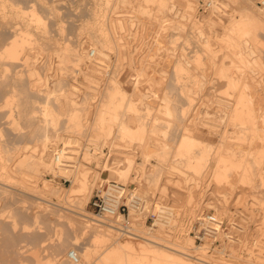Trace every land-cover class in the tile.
<instances>
[{"label": "rangeland", "instance_id": "1", "mask_svg": "<svg viewBox=\"0 0 264 264\" xmlns=\"http://www.w3.org/2000/svg\"><path fill=\"white\" fill-rule=\"evenodd\" d=\"M17 1H18L17 3L19 4V7L21 4L22 8H24L23 12L25 11V8L29 9L30 7H31L30 11L28 10V12H31L33 10L34 6H36L35 8L39 11V13L37 10H35V9L34 10H35V12L38 13V15L43 14V15H41L42 17L40 16L43 19V22L41 21L42 23H35V22H40V21H35L33 19L31 21L32 17L30 15V13H28V12H27V14H26V12L24 14L30 15V16L23 15L25 17H23V16L21 17L22 14L18 15L17 8H19V7L17 4H16L17 6L16 5L13 6V9H16L15 11L13 9H11L12 7H10V8L6 7V9H4V10H3V8H0V12H3V13H0V26L3 29L2 30L0 27V30H2V32L0 31V33H1L0 34V40H2V41H0V47L4 48V46L6 44L5 41L7 40V37L10 36L9 39L11 40V38H13V36L17 33V31H19V33H20V31L25 32V30H26L28 32H25V33H28V35L31 33L30 38H33V43H29L31 46H29V44L27 43L29 46V48H28L27 44L25 43L26 48L24 46L23 47L24 49L22 48L23 50L20 51V55L18 54L19 58H17V59L18 60L20 59L22 62L21 61L19 62L17 59L14 60V58L12 59L9 57L0 58V61L2 62V63L0 62V65H1L0 66V73L3 76V77L0 76V81L3 78V80L0 82V86H2V87H0L1 88L0 89V105L2 104L1 105L2 107L0 108V113H3L0 115V146H2V147L8 146V148L11 149V151H10V149L7 148L10 151V153L14 149L13 150L14 152H12L10 154V155H12V160L7 162L8 164L11 165V166H7V168L10 170H0V175H1V171L4 173L3 176H0V182L10 183L15 188V189L12 188L11 191L9 190L10 192H6V188H7L6 185H4L3 183H0V264H36V259H41V262L43 261L42 263L46 262L44 264H72L71 260L68 258V256L73 250H75L77 252V254L80 253L82 256V253L84 254V251L87 249L88 245H91V243L95 244L92 240V236L90 235V233L89 232L87 233L85 231L86 229L81 230L83 228H81L80 225L84 224L83 222H82L83 224L81 223V220L86 219V217L83 218L82 216H85V215H82L79 213L80 212H83L84 214L86 213V215H88L87 218L89 217V215L91 217L94 216L97 219L99 218L96 215V208L93 205L92 201H94V196L96 194V190L98 188H103L106 185V182H104L105 184L103 183L102 185H98V184L94 185L91 192L88 190L86 193L89 192V199L86 201V203L84 205L82 204L83 205V209H82V207H81L82 205H79L77 202L80 199L81 194L83 193V192H80V190H79V187L81 186V180L86 177L87 173H89L92 177V175L96 174V172H99L101 174V176L103 177V179L104 178L108 179L109 175L107 173L108 171L106 170V169H108V167L106 166V169L104 171V170H102L105 167L104 165L109 164L110 166H115L117 164V163H115V160H125L124 157H121V156L116 154V152H118V150L134 152L137 150L136 148L138 147V149L141 150L140 151L141 153L143 151V149L141 147L142 145L138 146L139 144H141V143H139L141 140L139 141L140 138H138V137H137L138 138L137 140L136 139L133 140V143L131 145L129 144L131 142L127 141V145H122L121 147H117L116 144H117V142H119V138H120V135L118 132V130H119L118 124H120L119 122H117V124L115 122V124L112 126V132H111L112 134L111 133H109V134H103L102 133L103 135L99 136L100 132L93 128L94 124L92 122V118L94 117V115H96L94 113H95V111H97L96 110L98 107L97 104H100L98 102L99 101L101 102V100L103 98L104 99L106 98V96H105L106 92H107L106 90L108 89V86L111 83L110 79H112V77H115V75L117 73V75H116L117 79H119V82L121 81L123 83V88H125V89H123V90H125L124 93L125 94L128 93L127 95H129V96H126V98L128 97L130 99L131 96H133L132 99L134 100V103L137 100L139 101L137 104H134V107L137 108L136 109L137 112L134 108H133L134 110L130 111L128 106L124 105L120 109V112L122 114L121 119L126 120L128 123V126L131 127L132 129H137L139 126H140L139 128H141L142 123H144L147 125L148 131H150V128H151V130H153L154 124H155L154 121L156 120L155 117H153V116H155L157 114V110H159L157 108H158V106H160L161 102L163 101L162 98L165 95V91L170 90L169 91L170 94L173 91L171 88H172V79H173V75H174V70H173L174 69L173 68L174 67V58L182 57V58L186 59L188 56L189 57L193 56L192 58H195L196 56H200V58L202 57L201 59H203L205 57L204 60H202V62L203 61L205 62V66L207 69H204V70L207 71V74H210V73L215 74L214 72L216 70H213L215 67H213V65H211V67H209L210 64H214V62L212 61V58H214L215 56L214 57L211 56V60H210V55H212V54H210V55L208 54L209 57H207L208 55L205 53L207 51L206 48H204L201 45L204 48L202 50L201 49L202 47H200L197 43V42H199V38H198L199 32H195V31H199V29H200V28L198 29V27H200V26H198L197 24L200 25L201 23H203L201 25V28L204 26L203 27L204 30H205V28H207L206 29L207 32L209 30L208 33L206 32V30H205V32L210 35L211 40L216 41V39H218V42H217L218 44L217 43L214 44V42L211 41V43L213 42L212 45L214 44V46H213L214 50L217 48L216 53H215V51H214V53L217 54L219 51L221 52L222 49L225 52L226 47H224V48H221L222 46L219 47L222 43V40L219 39L220 38L219 36L222 33L221 27H223V25L220 21L224 22L223 19H221V18H224L223 17L224 15L228 14L227 16H229V14H232L234 8H236L238 10H239V8H242L241 5L242 4L246 5V4H244V3H246V0H237L238 3L241 2L242 4L241 3L238 4L236 1H233V0H230V1L229 0H227V1L226 0H219L220 1V3H219L220 12L223 13V16L221 13H219L221 15V17H219L218 14H213L214 16L212 15V17H210V18L207 16L203 17V15H201L202 11L205 10L206 7H210L209 6L210 4H206V3H208L209 0H188V1L182 0L183 1L182 5H180L181 4L180 0H171V2H169L170 4L167 2L169 5V6H167L168 9L165 8L168 11L165 10L163 7H161V5H160L161 2L159 0H156V1L149 0L150 2L148 0H147L148 2H146V0H136V1L135 0H131V1L126 0L125 2H128L129 4H127L125 2L123 3V0L122 1L121 0H112V2L108 0L111 3L107 2V0H36V3H35V0H31V1L25 0L26 2L24 0H20V1L17 0ZM104 1H106V2H104ZM143 1H145V2H143ZM158 1L160 2V4ZM166 1H170V0H166ZM221 1L222 2L226 1V2L222 3ZM9 2H10V0H9ZM11 2H12V0H11ZM13 2H15V0H13ZM27 2H29V4L26 6ZM136 2H137V4H136ZM174 2H175V4H174ZM24 3H25V5H24ZM33 3H34V6H32ZM43 3H45V4H43ZM157 3H158V5H157ZM178 3H180V4H178ZM49 4H50V6H49ZM145 4H146V6H145ZM231 4H233V6ZM108 5H110V7ZM120 5H122V6H120ZM130 5H131V7H130ZM174 5H175V7L173 8ZM247 5H249V4L247 3ZM258 5H259V3H258ZM15 6H16V8H15ZM114 6H116L118 9L116 7L114 8ZM125 6H128V7H125ZM230 6H232V8ZM123 7L125 9H123ZM135 7H139V8H135ZM146 7H149V9L147 8L146 10H144V8H146ZM20 8H19V10H20ZM22 8H21V10H22ZM38 8L42 9V10H39ZM112 8H113V10L116 9V10H114L115 12L112 11ZM185 9H187V10H185ZM223 9H224V12H222ZM110 10H111V12H110ZM159 10L162 12H160ZM9 11H11V13ZM42 11H43V13H40ZM107 11H108V14H107ZM120 11L122 13L124 12L125 15L120 13ZM146 11L149 14H150V12H152L153 15L152 14H150V16L147 15ZM237 11H234V12H237ZM14 12H17V14H15ZM100 12H101V14H100ZM112 12H114V13H112ZM130 12H134V14L131 13V14H133V15H131V14H129ZM163 12H166V14L164 15ZM8 13H10V14H8ZM19 13H20V11H19ZM111 13L113 15H111ZM116 13L122 14L124 16L123 17L124 19H126V15L128 16L127 19L124 20L125 25L127 24L128 26L126 25L127 27L125 26L124 29L122 28L123 30L119 29V28L118 29L120 31L118 29L117 30L120 32V34L123 35V38H121L120 40L123 39L122 40L123 43H125L126 46L129 47V49H128L129 52L130 53L133 52V54H129L128 56L129 57L131 55L135 56V58L132 56L130 57V60L131 59L133 60L132 61L133 66L131 65V61L129 62V58H128V61H124V62L122 59L119 61L117 60L118 62L115 61L116 58L114 59V57H117V52H114V51H116L114 49H113V51H112V49L109 50V52H108L109 56L107 57V61L106 60H104V61L100 60L96 56V54L94 56H91L92 58L88 57V58H90V60L87 58L88 55L86 56V54H87L86 49L90 48L88 50H92V48L94 46V45L92 47L90 46L91 41H89V39L92 40L93 42H95L96 36H94V35H95V33L98 32L95 30H94L95 31L94 32L92 27H89V26L97 25L99 27H103V26L106 27V25H107V27H108L109 22L112 20L111 18L112 17L114 18L117 15ZM142 14H144V15H142ZM3 15L7 20H5ZM17 16H20V17H17ZM215 16H216V18H214ZM143 17H145V18H143ZM165 17L166 18L168 17V18L166 19ZM200 17L202 18L201 23L199 22V21H201ZM1 18H3V19H1ZM17 18H18V20H17ZM41 18H40V20H42ZM171 18H174V19H171ZM206 18L210 19L209 23L207 22L208 20ZM213 18H214V20H213ZM217 18L221 19L218 23L216 22V21H218ZM20 19L22 20L21 23H20V21H21ZM149 19H151V20H149ZM162 19H164V20H162ZM197 20H199L198 23L196 22ZM6 21H8V22H6ZM9 21H10V23H9ZM128 21H131L133 23L128 22ZM134 21H136V22H134ZM144 21H146V23ZM194 21L196 22L197 30L195 29V26H192L195 23ZM1 22H2V24H1ZM3 22L4 23L6 22L8 25L5 23V26H4ZM106 22H108V23H106ZM171 22H172V24H170ZM213 22L215 23V25L213 24ZM89 23H90V25H89ZM97 23L98 24L101 23L102 26L98 25ZM104 23L106 25H104ZM219 23H221V24H219ZM175 24L177 26H179V25L180 26L177 27ZM182 24L184 27H187V28L185 29L182 26ZM9 25H10V27H9ZM38 25L41 28H38ZM143 25H145V27ZM167 25L170 27H168ZM174 25H175V27H174ZM132 26H134L133 29L131 28ZM211 26H215V28H217V29L220 27V29L217 30ZM6 27H8V28H6ZM19 27H20V30H19ZM25 27L26 28L28 27V28L26 29ZM159 27H161V28H159ZM167 27L169 28V30ZM192 27L194 30L192 29ZM22 28H23V30H21ZM47 28H49V29H47ZM177 28H179V29L181 28L180 29L181 31L180 30L178 31ZM7 29L10 31H8ZM39 29H41V30H39ZM42 29H44V30L42 31ZM184 29H185V31H184ZM11 30L15 31V33ZM91 30H92V32H91ZM135 30H137L138 33H140V35L139 34L137 35ZM29 31H30V33H29ZM191 31L194 33H192ZM216 31H219V32L221 31V32L219 33ZM12 33H14V34H12ZM19 33L16 35L19 36V38H20L21 35ZM42 33H44V34H42ZM211 33H212V35H211ZM215 33H217V35ZM89 34H90V36H89ZM97 34H99V33H97ZM193 34H194V36H196V35L198 36L197 37L198 41L195 40L196 37L193 38L194 37ZM117 35H118V33H117ZM186 35H187V37H186ZM214 35L216 36V38ZM48 36H49V38H48ZM91 36H93V38H95V39H92ZM180 36H181V38H180ZM42 37H43V39H42ZM37 38H38V40H36ZM125 38H126V40H125ZM140 38H141V40H140ZM186 39L188 42L186 41ZM192 39H193V41H192ZM261 39L262 40H261V43L259 44L258 48H260V46H261L260 49L262 50L264 48V45H263L264 36L263 35L261 36ZM60 40L62 43L60 42ZM84 40L87 42H85ZM190 41H191V44H190ZM202 41H203V39H202ZM200 42H201V39H200ZM2 43H3V45H1ZM35 43H36V45H35ZM201 43L204 45L203 42H201ZM41 44L43 46H41ZM61 44L63 47L61 46ZM83 45H85V46H83ZM34 46H35V48H34ZM67 46H69L68 49L69 48L71 49L70 52L68 51L69 53L67 51H65V48L67 49ZM82 46H83V48H82ZM213 47H211V48H213ZM218 47L220 48V50ZM132 49H133V51H132ZM181 49H184V50H181ZM200 49L202 50V53H201ZM260 49H259V51H260ZM204 50H206V51H204ZM59 51L60 52L64 51L65 53L67 52V55L65 54V56H64L63 55L64 52L63 53L61 52L59 54ZM151 51H153V52H151ZM196 51H197V53H194ZM223 51H222V54L219 52V54L217 55V57L215 59L217 65H220L221 59L223 60L224 56H226V54H224ZM263 51H264V49H263ZM263 51H261L260 53L263 55V57L261 56V58H262V62L264 63V60H263L264 52ZM77 52L78 53L80 52L81 55L82 54L84 55V57H83L84 60L83 59H80V60L77 59L80 55ZM110 52H111V54H110ZM185 52H187L188 54L187 53L185 54ZM198 52H199V54H198ZM115 53H116V55H115ZM27 54L32 55V56L30 55V58H29L30 61L28 60V62H26V60L29 57ZM77 54H78V56H77ZM184 54H185V56H184ZM194 54H198V55H194ZM222 55H224V56H222ZM59 56H60V58H58ZM85 57L87 58L86 60H85ZM25 58H27V59L25 60ZM45 58H46V61H45ZM125 58L126 57H124L123 59H125ZM192 58H190V59H192ZM66 59H67V61H66ZM2 60L4 62H6L5 63L6 65H4ZM96 60L98 62H100L101 65ZM206 60H208V62H211V63H208ZM230 60L231 59L228 60V58H227V60L224 59V61L226 63H228ZM59 61L61 62V64ZM95 61L97 62V63H95V65H96L95 67H97V69H92V67L89 66V64L92 65V63ZM105 61L109 62V63H106ZM7 62H8V64H7ZM11 62H14V63H11ZM125 62H127L128 64L126 63V65H124ZM204 62H203V65H204ZM103 63H105V65H102ZM117 63H119V64L122 63L126 69L124 67H121L122 64L119 66V64H117ZM31 64H34L35 66L37 65L36 68L39 69V70H37L38 76H36V77H35V75H37V74L31 75V73H30L29 68H30ZM128 65L132 66V68H129L130 66L128 67ZM100 66H102V67H100ZM205 66L203 68H205ZM98 67H99V69H98ZM212 67H213V69H212ZM262 67H264V64ZM262 67H260V68L262 69ZM209 68H211V69L209 70ZM128 69L130 71H128ZM250 69H252V70H250ZM6 70H8V71H6ZM132 70H134V71H132ZM248 70L250 72L254 71V70L255 71L250 73ZM248 70H247V73L249 72V74H252V73L255 74V72L258 71V73L256 72L257 74H255L256 75L255 77H257V78H255L254 80L256 83L259 82L260 84L251 87L249 90L251 91L252 96L255 95L258 97L257 98V97L253 96V98H256V101L258 100L256 102L254 99V104L257 107V109L259 110L257 112L260 113L259 115L262 117L264 115V101H263L264 100V90H263L264 89V83H261V82H264V79H263L264 78V70L262 69V71H261L260 69H257V68L254 70H253V68H249ZM127 71H128V73H127ZM233 71H236V73H238L239 70L237 68H235V70L233 69ZM6 72H8V73L6 74ZM259 72H260V74H259ZM21 73H23V74L21 75ZM24 73H25V75H24ZM109 73H110V75H109ZM128 74H130V75H128ZM126 75H127V77H126ZM131 75H132V78H131ZM15 76H17V77H15ZM23 76H26V78ZM88 76H89V78H88ZM118 76H119V78H118ZM17 78L19 79V82H22V81L25 82L26 87L29 85L31 86V87L30 86L27 87V89L29 88L28 89L29 95L26 92L27 96H29V97L32 96L35 99L34 100L31 97L30 98L31 103L34 104V102L37 101L33 105V108L35 107L34 109L35 110L37 109V111H38L37 112L38 115L36 116L34 122H30L28 119H24L26 117L24 115H21L18 111L19 109H18L17 105H19V103L20 104L22 103L21 97L19 96V95H21L22 91H20L21 89L18 91L19 88L17 86H19L18 85L19 83H18ZM21 78H23V79L21 80ZM4 79L8 80V82L5 81ZM159 80H162V81H159ZM164 80H165V82L163 83ZM3 81H5V82H3ZM218 81L219 80L217 79L216 82L220 84V82H218ZM15 82L17 83V85L14 84ZM35 82H37L38 85ZM124 82H125V84H124ZM7 83H9V84H7ZM28 83H29V85H28ZM133 84L135 86H133ZM120 85L122 87L121 83H120ZM168 85H169V87H168ZM15 86L17 88H15ZM9 87H10V89H9ZM13 87L16 91V94L14 92V89H12L13 91L11 90V88H13ZM149 87H150V90H149ZM166 87H168L169 89ZM146 88H147V91H146ZM253 88H254V90H253ZM153 89H154V91H153ZM163 89H165V90H163ZM166 89H168V90H166ZM211 90H214L210 94L211 99L208 97L209 93H207L208 95L206 94L207 95V98H206L205 97L206 95L204 93L202 94V92H200L201 94H199L198 97L200 98V96L203 95L204 97L202 96V98H204V100L202 99L200 102L199 98L196 97V99L198 98L197 99L198 102L205 105V107H203L205 110H206V108H209L208 106H210L209 109H212V106H214V108H216V106L218 105L216 100L219 97H221V100H224L225 102L226 101L227 102L233 101V98H236V97H234L235 94L232 92L233 90H231V89H228L229 90L228 92H230V95H232V96H230L229 93H228V95L226 94V92H227L226 87L218 89L217 91H215L216 89H211ZM219 90H220V92H219ZM252 90H253V92L254 91H256V92H254L252 94ZM8 91H10V93L12 91L11 94H13V96L15 94V96H14L15 101L13 103L12 102L13 98H12V101L10 104H12V107H15L16 109H13L10 104H9L10 107H8L9 105L7 104V99L13 97L10 93H7ZM151 91H153V92H151ZM224 91H225V93H224ZM19 92H21V93H19ZM131 93H132V95H131ZM142 93L144 94V97H145L144 101L147 105L143 104V101L141 100V99H143ZM24 94L22 93L21 96H24ZM5 95H7V96H5ZM103 95H104V97H103ZM56 97L59 98L60 100L62 99V101L64 100V98H67V97H69V99L72 98L71 100L74 99V100L78 101L77 103H75V102H72L70 100L68 101V98H67L68 103L70 102L71 105L73 103H74V105L80 103L78 105H75L76 109L77 108L78 109L83 108L82 109L83 112L79 111L80 109L78 110L80 113H84L82 115H86L87 112H90L87 114V115H89V117L87 115L84 116V118L86 120L83 119L85 121H82V123H80L81 124L80 127H78V128H77V126L75 127L73 125H72L73 127L69 126L67 121H66V114H67L68 110L66 112H63V110L69 108L71 105H67V107L63 106L64 108L62 107L63 108L62 109L61 107H59L60 106L59 104L57 105L56 103H54V100H55V102L57 101ZM260 97H262V99H260ZM208 98L210 100L213 99L212 102L210 100H209V102H207L208 100L206 101V99H208ZM17 99H18V101H16ZM32 99L34 100V102H32ZM67 101H66V104H67ZM260 101H261V104L259 103ZM203 102H205L207 105L209 103L210 104L207 106ZM212 103H214V104H212ZM15 104H16V106H14ZM47 104L53 106L55 111L59 112V114H60L59 115V121L55 125L44 122L45 121L44 120L45 115L43 113L42 108L44 105H47ZM204 105H202V106H204ZM3 106L8 107V108H4ZM147 106L152 107V108L150 107V109H149L150 111L153 110L152 111L153 113L149 111V113H151V115L146 114V112L148 113V111H147V109L145 110L144 108H146ZM75 107L73 106L72 108L75 109ZM259 107H261V108L259 109ZM31 109H32V106H31ZM14 111H16V112H14ZM6 112H8V114ZM13 112H14V114H13ZM5 113L7 116L4 115ZM10 113H12V114H10ZM158 113L159 114H157V116L158 115L161 116L162 112L158 111ZM221 113L224 114L225 112H221ZM19 114L21 116H19ZM2 115H3V117H2L3 119L1 118ZM11 115H13L12 118L14 117L13 118L14 120H12L10 117H8ZM148 115H149V117H148ZM5 116H6V118H4ZM16 116L19 118H17ZM144 116H146V117L144 118ZM7 117L9 118L8 119L9 122H8V120H6ZM162 117H163V115H162ZM261 117H259V121L262 119ZM153 118H154V120H152ZM15 119L18 120L17 122H18V125H20L19 127L16 124L17 122H15L16 121ZM40 119H42L43 122ZM141 119H143L144 121L142 120L140 122ZM19 121L21 123H19ZM222 121H224V124L222 123L224 125L223 128H226L229 124L227 122H225V120H222ZM40 122L44 123V125H42V123L40 124ZM157 122H159V120H157L156 123ZM262 122H263L262 120L259 122V124H260L259 127L261 126V124H263L262 127H264V123H262ZM10 123H12V124H10ZM13 124H14L15 128H13L14 126L12 127ZM39 124H40L41 128L38 127ZM113 127H115V128H113ZM262 127H260L261 129L260 128L257 129V132H258V130H262ZM38 128H40V129H38ZM232 128L233 127L232 126L230 127V125H229V127H227L226 130L228 132L227 131L225 132L226 134L228 133L227 136L225 135V133H221L222 134L221 135L219 133H216V131H214V135H211V134L209 135L208 132L205 133L206 131H204V132L198 134L197 136L200 138V140L202 138L203 142L205 141L208 143V141H209V143H208L209 146L211 145V143H214L211 145L213 147L214 146L216 147L217 145H219V143H221V140H224L226 138L224 141H226L227 143L231 144L233 142V144H231V146L233 148H236L239 150L240 149L244 150L245 146H247L246 147L247 151L251 147L248 142L251 141V144H253V146L254 145L257 146V147L254 146V149L256 148L255 151L252 148L253 146L250 148V149H252L253 152H256L255 154H249V156L251 155L250 157L253 160L254 155H256L257 152H259L258 147L262 146V144L264 145V141L262 139V138H264V132L262 133L263 134V137H261L262 140L260 138H258L260 136L259 134H261V132L263 130L261 132H258L259 134H257V132H256V134L259 135V136L256 135V137L258 138V139H256L257 140L256 143L257 144H259L260 142L262 143V144L260 143L259 145H257V144H254V142H252V140H247L248 141L247 142L244 140H239L237 137H234L236 134H234L235 133L233 131L234 128L233 129ZM13 130H15V131H13ZM223 136H225L224 139H222ZM169 138H170V140H169ZM255 138H253V139L255 140ZM167 139L169 141H171V140L173 141V139H174V141H173L174 143L171 141V143H172L171 145H170L169 141L167 140V142L169 143L168 147L171 148V151L174 150L173 148L176 147V143L178 141V136H176V135L172 136L171 135L170 137H167ZM251 139H252V137H251ZM227 140H230V141L228 142ZM147 141H148V138H147ZM217 141H218V144H217ZM45 142H47V144H48V149L46 150L45 159H46L47 163L52 164V167H50V168L44 167L42 170L39 171V170H36L34 165L26 164L25 166H20V167L15 166L18 163V161L21 160V158H22V157H20L22 151L23 152H25V151L34 152L35 153L34 156H36V159H37L38 156L42 153L43 145ZM234 142H236V144ZM244 142H245V144H244ZM215 143H216V145H215ZM239 143L241 145H239ZM133 145H136V146H133ZM153 145L156 146V144H153L152 142H150V143H148L147 148H145L146 151L150 150V151H148V153L150 152V154L146 153V151H144L145 152L143 154L144 156L141 153L136 154L137 158L135 159V161H136L135 166L138 169H139V167L141 168L142 166H145L146 164H147L146 166L148 168H149V166L154 167V165L158 162L157 156L156 157L154 156L155 146H153ZM238 145L240 147L242 146V148H239ZM131 147L135 148V149L133 150ZM58 148L59 149L64 148L66 155H68V157L64 156V158L68 161V163L67 162L63 163V164L55 163L52 156H53V151L58 149ZM1 154L3 155L4 152H2ZM69 156H71V157H69ZM212 156L210 155V158L209 157L206 158V161L209 159L208 162H206V163H205V161L203 162L204 163L203 165H205L203 167L204 171L202 169L201 173L198 174V176H197L198 180L201 179L200 180L201 182L198 185L193 184L194 179H195L193 176H196L194 171H196V170L193 171L192 168L190 169L189 166L188 167L183 166L184 164H181V163L176 164L177 160H175V159H177V158L175 157L174 153H173V158L175 157L174 160L172 158V153L169 154L168 160L167 161L165 160V162H167L168 165H164L162 163L163 165L158 166V167H160V168H158V170H146L145 174L146 175L148 174L151 178L148 175L142 176V174H140L139 171L133 169L131 171H128V178L125 180L120 179V177H118V174L110 175L109 180L114 179L118 183H123V184L124 183H126V184L137 183L141 194H144V193L147 194L146 197L148 198V200H150V202L156 203V202L160 201L163 204L169 203L174 208L173 212H175L174 214L176 216L174 217V220L173 219L171 220L172 223L168 222L169 226L166 224L165 232L172 234L173 236L176 235L175 237H179V239L178 238L177 239L179 241H181V243H183L184 245L185 244L188 245V246L186 245L188 250L184 249V251H188L187 256L189 258L191 257V259H192V261H194V263L200 264L199 262L201 261V259L203 257V259H205L207 261L209 260L208 261L209 263H207V261H206V264H211V263L212 264H257V259H258V257H260V254H261L260 253L261 252L260 244L261 243L264 244V229L263 228L261 230L258 229L261 227L262 222L264 220L263 211H262L263 214L261 213L263 217L260 214L261 209L264 208V204H263L264 202H262L264 200V185H262L260 183V178H259V176H260L259 172L264 171V167H263V170H260V171H259L260 168L255 169L256 171L254 170V176L253 177H255V178L252 182L250 181L251 183L244 182V181L240 180V173H241L240 170H232L233 173L230 172L231 174H230V178H229V179H231L230 180L231 182L228 181L227 184H225L226 182L225 183L221 182L222 184L221 183L219 184L218 182H216V180H215L216 178L213 175V173H214L213 167L215 164V159ZM148 157H150V158H148ZM148 159H149V161H148ZM33 160H35V159H33ZM113 160H114V163L112 162ZM129 162L130 161L127 159L126 163H129ZM142 163H145V165H142ZM262 163H264V161H262ZM54 164H58L59 167H62V168L53 169ZM175 164L177 166H175ZM177 167L179 169H177ZM180 169H181V171H180ZM182 169H184L186 172L183 171ZM162 170H164L163 173H162ZM160 171H161L162 175H161ZM169 171L170 172L172 171L171 172L172 174ZM157 173H159V175ZM182 173H183V175H182ZM178 174L180 177L177 176ZM231 175H234V178ZM15 176H16L17 180L14 178ZM139 176H141L142 181L140 180L141 178ZM186 176H188V177H186ZM158 178H159V180H156ZM168 178L172 182L169 181ZM183 178L188 179L187 180L188 182H186L185 179H183ZM178 179H179V181L177 182ZM32 180H36L38 183L37 184L38 190H36L34 192L35 194L31 195L29 193H25V192L21 191V190H23V188L25 189L24 186L29 185V183ZM195 180H197V179H195ZM217 183L219 184L218 191H215V190H217L216 189L217 185H218ZM231 183L234 184L235 187L233 185H231ZM260 184H261V186H260ZM228 185H230L231 189H229ZM151 186H153V187H151ZM162 186H163V188H162ZM214 187H215V189H214ZM224 187H226V188H224ZM227 187H228V189H227ZM49 188H50V190H49ZM164 188H166L167 190H164ZM190 189L192 191L191 193H190ZM211 190H213V191H211ZM221 190H222V192L224 190V192L226 191L227 194H229V196L227 195L228 198L230 197L231 194L233 195L234 193H235L234 195H236V196L233 197L231 195L232 197H231V199L229 198L230 200L228 199V201H229V203H228V201L225 197L219 196L217 194V193H220ZM232 190H233V192H232ZM2 191H5V192H2ZM165 191L168 193H166ZM230 192H232V193H230ZM86 193H84V194H86ZM192 193H193V199H192V202H189V200H190L189 195H192ZM213 193L215 196H212ZM210 194H212V195L210 196ZM238 195H240V196H238ZM36 196L38 198H36ZM166 199H167V201H166ZM225 199H226V201H225ZM251 199L253 200V203H255V205L254 204L252 205V203L250 202ZM261 199H262V201H261ZM240 201H241V203H240ZM244 201H246L247 203H244ZM249 202L251 203V205ZM206 204L211 208V210H210V208L205 210L204 207ZM242 204L243 205L245 204V207H243ZM246 205L248 206V210L247 209L245 210ZM253 206H256V207L253 208ZM251 208H253V209L250 210ZM255 208L256 209L258 208V209L256 210ZM218 210H220V211H218ZM243 210H245V211H243ZM253 210H255V211H253ZM151 211L152 210L149 209L148 214L132 213L131 216L128 218L129 222L127 221V223H124V224H126V225L131 224L130 226H134V227L136 226L137 229H140L141 227H139V226L142 225L144 227H147L148 229L150 228L154 233L155 232L158 233L159 227L155 223H156V219H158V217L160 218L161 216H159V213H157V215L149 214V212H151ZM207 211L208 212H210V211L215 212L214 215L216 216V218L218 217L217 219H219V220L221 219L223 221L221 223V228H224L225 231L227 230V232H228V230H230L229 229L230 226L236 225L235 226L236 229L234 228V230H236V232L229 234L231 236L225 234L226 236H224V238H222L223 240H221L219 237L217 239V237L210 236L212 234V231H215L214 229H212L211 226H210L211 229L209 228V226L205 227L204 233H207V235L210 237V239H209V237L207 236L208 237L207 240L208 241L210 240L209 242H210L211 246L208 249H206L207 253L205 252V254H203L204 252L200 251V249L197 250L196 248L194 249L192 247L191 240H192V237H194L193 239H194V245L195 246H197V245L200 246V245L205 243L203 237L196 239L200 235L197 234L196 230H195L196 229V222H197L195 218H197V216L199 214L203 215L204 212H207ZM246 211H248V212H246ZM249 211H253V212L249 213ZM33 213L34 214L36 213V215H34ZM246 213L247 214L249 213V214L247 215ZM256 213L258 215L254 216L253 214H256ZM140 215L143 218H140L141 217ZM245 215L248 217H246ZM230 218H232V219L230 220ZM260 218H261V220L263 218V220L261 221ZM12 220H15L17 222L18 225L16 226V228H13ZM122 220H124L123 217H122ZM254 220H256V221H254ZM133 223H135V224L133 225ZM178 224H180V225H178ZM24 225L29 226V230L22 229ZM101 227H103V226H101ZM206 228H208V229H206ZM169 231H171V232H169ZM85 232L87 234H85ZM194 232L196 233L197 236L194 235ZM80 234H82V235H80ZM76 236H77L78 240L75 239ZM235 237L238 239H236ZM89 239H91V240H89ZM186 239L189 240L191 244H189V242L186 241ZM212 239H213V242H212ZM255 239H256L257 243L255 242ZM139 241H142V240L141 239H134L135 243H137ZM258 241H260L259 242L260 244H258ZM229 242H231V243H229ZM256 244L259 246H257ZM96 245L97 244L92 245L91 246L92 248L90 246L89 247L93 250V248L95 249V247H93V246H96ZM102 245L101 246L99 245L100 247L98 246L99 247L98 251L100 249L99 253L101 252L100 254L102 256L96 254L97 250L94 252L97 255L96 256L97 257L96 260H98L97 263L99 261H100V263H101V261L104 262V260H105V259L102 260L101 257H103L102 251L105 249L103 247H106V246H104L106 244H102ZM83 248H85V250ZM101 248H102V250H101ZM96 249H97V246H96ZM259 250H260V252H259ZM252 253H254V254H252ZM217 258H219V260H217ZM84 259L85 258L82 257L81 263L82 264H88V262ZM221 260H224V261H221ZM225 260H226V263H225ZM103 262H102V264L105 263V262L104 263ZM220 262H222V263H220ZM201 263H203V261H201ZM109 264H112V263H109Z\"/></svg>", "mask_w": 264, "mask_h": 264}, {"label": "bare ground", "instance_id": "2", "mask_svg": "<svg viewBox=\"0 0 264 264\" xmlns=\"http://www.w3.org/2000/svg\"><path fill=\"white\" fill-rule=\"evenodd\" d=\"M20 1V0H19ZM25 1V0H24ZM31 1V0H30ZM109 1H111L112 2V0H109ZM108 0H107V2H109ZM122 1V0H121ZM126 0H123V3L125 2ZM131 1V0H130ZM136 1V0H135ZM149 1V0H148ZM147 0H146V2H148ZM153 1V0H152ZM154 1H156V0H154ZM161 2V4H160V2ZM158 2H159V4L161 5V7H163L164 9L165 8H167V6H169L168 5V3L169 2H171V0L170 1H166V0H159ZM181 1V4L180 3H178V4H180V5H182L183 3V1L182 0H180ZM188 1V0H187ZM227 1V0H226ZM225 1V2H226ZM230 1V0H229ZM233 1H236L237 3H238V1L237 0H233ZM232 1V2H233ZM18 1L17 0H15V2H13V0H12V2H11V0H10V2H9V0H0V8H3V10L4 9H6V7H12L11 9H13V6L14 5H18V7H19V4L17 3ZM26 2V1H25ZM104 2H106V1H104ZM111 2H109V3H111ZM118 2V1H117ZM143 2H145V1H143ZM150 2V1H149ZM168 2V3H167ZM173 2V1H172ZM190 2V1H189ZM222 2V1H221ZM224 2V1H223ZM222 2V3H223ZM224 2V3H225ZM231 2V3H232ZM35 3H36V0H35ZM125 3H127V4H129L128 2H125ZM131 3V2H130ZM177 3V2H176ZM219 3H220V1L219 0H209L208 1V3H206V4H210L209 6L210 7H206V9L205 10H203L202 11V13H201V15H203V17H212V15L213 14H218V16L219 17H221V15L219 14V13H221L220 12V6H219ZM235 3V2H234ZM239 3H241V2H239ZM238 3V4H239ZM244 3V2H243ZM247 3L250 5H247ZM251 3V4H250ZM258 3H259V5H258ZM29 4V2H27V4H26V6ZM43 4H45V3H43ZM105 4V3H104ZM108 4V3H107ZM119 4V3H118ZM122 4V3H121ZM135 4V3H134ZM136 4H137V2H136ZM148 4V3H147ZM170 4V3H169ZM174 4H175V2H174ZM227 4V3H226ZM230 4V3H229ZM242 4V3H241ZM244 4H246V5H241V7L242 8H239V10L238 9H236V8H234V10H233V13L232 14H229V16H227V15H224L223 16V13H221L222 14V16L224 17V18H221V19H223V21L224 22H222V21H220L221 19H219V18H217V20L218 21H216L217 23L220 21L221 23H222V25H223V27H221L222 28V33L220 34V38L219 39H221L222 40V43H221V45L219 46V47H221V48H224V47H226V50H225V52L223 51V49H222V51L224 52V54H226V56H224V55H222V56H224V59L225 60H227V58H228V60L229 59H231L228 63H226L225 61H224V59L222 60L221 59V64L220 65H217V63H216V57H217V55L219 54V52L217 53V54H215L216 53V49L214 50V44L215 43H217L218 42V39H216V41L214 40H211L210 39V35L209 34H207L208 32H209V30H208V32H207V28H205V30H206V32H205V30L203 29V27L201 28V25L203 24V23H201L202 22V18H201V21H199V20H197L196 22L198 23V21L201 23L200 25L199 24H197L198 26H200V27H198V29H199V31H195V32H199V37L196 35V36H194V34H193V38H199V42H200V39H201V42H203L204 43V45L201 43H199V42H197L198 43V45L200 46V47H204V48H206V50H204V51H206L205 53L208 55H210V54H212V55H210V60H211V56H215L214 58H212V61L214 62V64H210V66L209 67H211V65H213V67H215L214 69H213V67H212V69L213 70H216L214 73L215 74H207V71L206 70H204V69H207L206 68V66H205V62H204V65H203V62H202V60H204V58L203 59H201L200 58V56H194L195 58H192V57H185L186 59H184V58H182V57H177V58H174V75H173V79H172V93L170 94V90H168L169 88V85H168V87H166V88H168V89H166V90H168V91H165V95H164V97L162 98V102H161V104H160V106H158V108L157 109H159V110H157V114H159L158 113V111L159 112H162L161 113V116L160 115H158L157 116V114L155 115V116H153V117H155V124H154V129L153 130H151V128H150V131H148V129H147V125L146 124H144V123H142V127L141 128H137V129H132L131 127H129L128 126V123H127V121L126 120H124V119H121V112H120V109L124 106V105H127L128 106V108H129V110L130 111H132V110H136L137 108H135L134 107V104H137L139 101L137 100V101H135V103H134V100L132 99V97L133 96H131V98L129 99L128 97L126 98V96H129V95H127V94H125L124 92H125V90H123V89H125V88H123V83L120 81L119 82V79H117V77H116V75H117V73H116V75H115V77H112V79H110V81H111V83H110V85L108 86V89L106 90L107 92H106V98L104 99H102L101 100V102L99 101L98 103H100V104H97L98 105V107H97V111H95V113L94 114H96V115H94V117L92 118V122H93V124H94V129H96L97 131H99L100 132V134H99V136H101V135H103V134H109V133H111L112 132V126L115 124V122H116V124H117V122H119L120 124H118L119 125V130H118V132H119V135H120V138H119V142H117V147H121L122 145H127V141L128 142H131V143H129L130 145L133 143V140L134 139H138V138H140L139 139V143H141V144H139L138 146H140V145H142L141 147H142V149H143V151H142V153L140 152L141 150L140 149H138V147L136 148L137 150L136 151H134V152H132V151H122V150H118V152H116V154L117 155H119V156H121V157H124L125 158V160H115V163H117L115 166H110L109 164H105L104 166V168L102 169V170H104L105 171V169H106V166L108 167V169H106L107 171V173H108V179L107 178H104L103 179V177L101 176V174L99 173V172H96V174H94V175H92V177H91V175L89 174V173H87V175H86V177L84 178V179H82L81 180V186L79 187V190H80V192H83L82 194H81V197H80V199L77 201L78 202V204L79 205H84L85 203H86V201L89 199V192L88 193H86L88 190L91 192L92 191V188L94 187V185H102L104 182H108V180H109V177H110V175H116V174H118V177H120V179H123V180H125V179H127L128 178V171H131V170H133V169H135V170H137V171H139V173L140 174H142V176H145L146 174V170H158V168H160V167H158L159 165H168V163L167 162H165V160L167 161L168 160V156H169V154L170 153H172V158H173V153H174V155H175V157L177 158V159H175V157L173 158V160L175 159V160H177V162H176V164L177 163H181V164H184L183 166H189L190 167V169L192 168L193 169V171L194 170H196V171H194L195 172V175L196 176H193L195 179H197V180H195L194 179V183L193 184H199L201 181V177L199 178L200 180H198V174H200L201 173V170L203 169V167L205 166V165H203L204 163V161H205V163L206 162H208L209 161V159L206 161V158H210V155L215 159V164H214V173H213V175H214V177L216 178L215 180H216V182H218L219 184L221 183V182H226L225 184H227V182L229 181V182H231L230 180L231 179H229L230 178V174L231 173H233V171L232 170H240V180H242V181H244V182H248V183H251L253 180H254V178L255 177H253L254 176V170L255 169H257V168H260L259 169V171L260 170H263V167H264V163H262V161H264V145L262 144V146H260V147H258L259 148V152H257V154L256 155H254V158H253V160L251 159V155L249 156V154H255L256 152H253L252 151V149H250L252 146H253V144H251V141H247V140H252V142H254V144H257L256 142H257V140L256 139H258V138H260L261 139V137H263V132H264V127H262L263 126V124H261V126L260 127H262V130H258V132H261V134H259L258 132H257V129H259L260 127H259V122L262 120L263 122L262 123H264V115L261 117L259 114L260 113H258L257 111H259L258 109H257V107L255 106V104H254V99H255V101H256V98H253V96L254 97H257V96H255V95H251V91L249 90L251 87H253V86H256V85H259L260 83L259 82H255V78H257V77H255L256 75L255 74H257L258 73V71H256L255 72V74H249V68H253V70L254 69H260L261 71H262V69L264 70V67H262L263 66V62H262V58H261V56L263 57V55L260 53L261 51H263V49L261 50L260 48H261V46H260V48H258V46H259V44L261 43V36L263 35L264 36V0H246V3H244ZM16 5V6H17ZM24 5H25V3H24ZM48 5V4H47ZM123 5V4H122ZM122 5H120V6H122ZM126 5V4H125ZM141 5V4H140ZM157 5H158V3H157ZM159 5V6H160ZM172 5V4H171ZM179 5V6H180ZM190 5V4H189ZM194 5V4H193ZM232 6H233V4H231ZM16 6H15V8H16ZM32 6H34V3L32 4ZM49 6H50V4H49ZM109 7H110V5H108ZM145 6H146V4H145ZM188 6V5H187ZM227 6V5H226ZM232 6H230L231 8H232ZM239 6V5H238ZM20 7L22 8V6H21V4H20ZM19 7V8H20ZM36 6H34V8H33V10L31 11V12H28V10L30 11V8L29 9H27V8H25V11L23 12V9L24 8H22V10H21V8H20V10H19V8H17V11H18V15H20V14H22L21 15V17L23 16V15H26L27 14V12L28 13H30V15H31V21H32V19L33 20H35V21H40V22H35V23H42L43 22V19L41 18L42 16L41 15H43V14H39L38 15V13H39V11L35 8ZM106 7V6H105ZM116 6H114V8H115ZM125 7H128V6H125ZM130 7H131V5H130ZM144 7V6H143ZM160 7V8H161ZM175 7V5L173 6V8ZM186 7V6H185ZM117 8V7H116ZM135 8H139V7H135ZM141 8V7H140ZM149 9V7H146V8H144V10H146V9ZM159 8V7H158ZM162 8V9H163ZM194 8V7H193ZM203 8V7H202ZM210 8V9H209ZM27 9V10H26ZM37 10L38 11V13L37 12H35V10ZM39 9V8H38ZM118 9V8H117ZM122 9V8H121ZM123 9H125L124 7H123ZM163 9V10H164ZM168 9V8H167ZM167 9H165V10H167ZM171 9V8H170ZM14 11L16 10V9H13ZM39 10H42V9H39ZM102 10V9H101ZM114 10H116V9H114ZM113 10V8H112V11H114ZM141 10V9H140ZM153 10V9H152ZM151 10V11H152ZM185 10H187V9H185ZM192 10V9H191ZM238 10V11H237ZM19 11H20V13H19ZM122 11V10H121ZM120 11V13H122ZM131 11V10H130ZM136 11V10H135ZM157 11V10H156ZM160 11V10H159ZM168 11V10H167ZM181 11V10H180ZM230 11V10H229ZM234 11H237V12H234ZM10 13H11V11H9ZM26 12V14H24ZM110 12H111V10H110ZM115 12V11H114ZM114 12H112V13H114ZM126 12V11H125ZM137 12V11H136ZM150 12V11H149ZM158 12V11H157ZM160 12H162V11H160ZM159 12V13H160ZM222 12H224V9H223V11ZM226 12V11H225ZM0 13H3V12H0ZM5 13V12H4ZM10 13H8V14H10ZM15 14H17V12H14ZM40 13H43V11L42 12H40ZM111 13V15H113ZM120 13H116L117 15L113 18L112 16V20L109 22V24H108V27H107V25L104 23V25H106V27H99V26H97V25H93V26H89V27H92V29H93V31L95 30V31H98L97 33H99V34H97V33H95V35L94 36H96L95 38H96V41L95 42H93L92 40H90L89 39V41H91V43H90V46L92 47L93 45V48H92V50H88V49H90V48H88V49H86L87 50V54H86V56H87V58L88 57H91L92 55V51H93V53H94V55L96 54V56L100 59V60H102V61H104V60H106L107 61V57L109 56V50H111L112 49V51H113V49L114 50H116V51H114V52H117V57H114V59L116 58V60L115 61H119V60H123V62L124 61H128V58H129V62L131 61V65L133 66V63H132V59L130 60V57L132 56V57H134L135 58V56L134 55H131L130 57L128 56L129 54H133V52H129V47L128 46H126V44L125 43H123V39L122 40H120L121 38H123V35L122 34H120V30L119 29H124L125 28V26L127 25H125V21L124 20H126L127 19V15H126V19H124L123 17V15L122 14H124V12L122 13V14H120ZM128 13V12H127ZM131 13H133L134 14V12H130L129 14H131ZM144 13V12H143ZM193 13V12H192ZM191 13V14H192ZM200 13V12H199ZM229 13V12H228ZM13 14V13H12ZM51 14V13H50ZM93 14V13H92ZM100 14H101V12H100ZM107 14H108V11H107ZM119 14V15H118ZM133 14H131V15H133ZM146 14L147 15H149L150 16V14H152V12H150V14L146 11ZM161 14V13H160ZM163 14L165 15L166 14V12H163ZM184 14V13H183ZM30 15H26V16H30ZM125 15V14H124ZM136 15V14H135ZM141 15V14H140ZM139 15V16H140ZM142 15H144V14H142ZM153 15V14H152ZM157 15V14H156ZM179 15V14H178ZM41 16V17H40ZM93 16V15H92ZM96 16V15H95ZM102 16V15H101ZM107 16V15H106ZM161 16V15H160ZM171 16V15H170ZM185 16V15H184ZM200 16V15H199ZM214 16V15H213ZM217 16V15H216ZM216 16L214 17V18H216ZM3 17H4V15H3ZM12 17V16H11ZM17 17H20V16H17ZM23 17H25V16H23ZM44 17V16H43ZM103 17V16H102ZM142 17V16H141ZM156 17V16H155ZM164 17V16H163ZM192 17V16H191ZM5 18V17H4ZM10 18V17H9ZM40 18L42 19V20H40ZM130 18V17H129ZM143 18H145V17H143ZM162 18V17H161ZM166 18V17H165ZM168 18V17H167ZM166 18V19H167ZM175 18V17H174ZM174 18H171V19H174ZM214 18H213V20H214ZM1 19H3V18H1ZM133 19V18H132ZM135 19V18H134ZM138 19V18H137ZM159 19V18H158ZM157 19V20H158ZM170 19V20H171ZM208 21V23H209V20L210 19H208V18H206ZM5 20H7L6 18H5ZM15 20V19H14ZM17 20H18V18H17ZM21 20V19H20ZM24 20V19H23ZM29 20V19H28ZM97 20V19H96ZM99 20V19H98ZM130 20V19H129ZM143 20V19H142ZM149 20H151V19H149ZM155 20V19H154ZM162 20H164V19H162ZM204 20V19H203ZM216 20V19H215ZM30 21V22H31ZM42 21V22H41ZM94 21V20H93ZM138 21V20H137ZM177 21V20H176ZM205 21V20H204ZM6 22H8V21H6ZM5 22V23H6ZM22 22V20L20 21V23ZM45 22V21H44ZM47 22V21H46ZM103 22V21H102ZM127 22V21H126ZM128 22H131V21H128ZM134 22H136V21H134ZM139 22V21H138ZM145 23H146V21H144ZM173 22V21H172ZM172 22L170 23V24H172ZM195 22V21H194ZM196 22L192 25V26H195V29L197 30V28H196ZM206 22V23H207ZM211 22V21H210ZM4 23V22H3ZM5 23H4V26H5ZM9 23H10V21H9ZM19 23V22H18ZM25 23V22H24ZM94 23V22H93ZM106 23H108V22H106ZM131 23H133V22H131ZM158 23V22H157ZM165 23V22H164ZM205 23V24H206ZM207 23V24H208ZM221 23H219V24H221ZM1 24H2V22H1ZM7 24V23H6ZM16 24V23H15ZM32 24V23H31ZM98 24V23H97ZM168 24V23H167ZM213 24L215 25V23L213 22ZM8 25V24H7ZM11 25V24H10ZM10 25H9V27H10ZM13 25V24H12ZM18 25V24H17ZM33 25V24H32ZM31 25V26H32ZM48 25V24H47ZM89 25H90V23H89ZM98 25H101L102 26V24L100 23V24H98ZM133 25V24H132ZM176 25V24H175ZM175 25H174V27H175ZM211 25V24H210ZM209 25V26H210ZM218 25V24H217ZM216 25V26H217ZM3 26V27H4ZM26 26V25H25ZM128 26V25H127ZM126 26V27H127ZM138 26V25H137ZM142 26V25H141ZM144 27H145V25H143ZM147 26V25H146ZM168 26V25H167ZM173 26V25H172ZM177 26V25H176ZM180 26V25H179ZM179 26H177V27H179ZM182 26H183V24H182ZM1 27V26H0ZM47 27V26H46ZM133 27L134 26H132L131 28L133 29ZM168 27H170V26H168ZM167 27V28H168ZM184 27V26H183ZM211 27H213L214 29H217V28H215V26H211ZM218 27V26H217ZM6 28H8V27H6ZM24 28V27H23ZM23 28L21 29V30H23ZM26 28V27H25ZM28 28V27H27ZM26 28V29H27ZM30 28V27H29ZM37 28V27H36ZM38 28H41L39 25H38ZM119 28V29H118ZM159 28H161V27H159ZM173 28V27H172ZM182 28V27H181ZM180 28V29H181ZM185 29L187 28V27H184ZM210 28V27H209ZM1 29H2V27H1ZM47 29H49V28H47ZM91 29V28H90ZM119 31H118V30ZM122 29V30H123ZM142 29V28H141ZM178 29V31L180 30L179 28H177ZM185 29H184V31H185ZM192 29H193V27H192ZM218 29H220V27L218 28ZM217 29V30H218ZM3 30V29H2ZM2 30H0L1 32H2ZM8 30V29H7ZM19 30H20V27H19ZM30 30V29H29ZM39 30H41V29H39ZM44 29H42V31H43ZM46 30V29H45ZM117 30V31H116ZM168 30H169V28H168ZM171 30V29H170ZM175 30V29H174ZM194 30V29H193ZM5 31V30H4ZM8 31H10V30H8ZM11 31H13V30H11ZM35 31V30H34ZM47 31V30H46ZM45 31V32H46ZM94 31V32H95ZM136 31V34L138 35H140V33H138V31L137 30H135ZM143 31V30H142ZM181 31V30H180ZM183 31V30H182ZM183 31V32H184ZM211 31V30H210ZM220 31V32H221ZM14 33H15V31H13ZM22 31H20V33H19V31H17V33L16 34H20L21 36H20V38H19V36H17L16 34L13 36V38H11V40L9 39L10 38V36H8L7 37V42L5 41V46H4V48H2V47H0L1 49V51H0V58H2V57H9V58H14V60L15 59H17V58H19L18 56L20 55V51H22L24 48V46H25V48H26V45H25V43L27 44H29V43H33V38H30L31 37V33H30V31H29V35H28V33H25V32H28V31H26L25 30V32L23 31L22 33L24 34H22L21 33ZM36 32V31H35ZM49 32V31H48ZM91 32H92V30H91ZM93 32V33H94ZM122 32V31H121ZM166 32V31H165ZM192 32V31H191ZM212 32V31H211ZM216 32H219V31H216ZM219 32V33H220ZM14 33H12V34H14ZM39 33V32H38ZM117 33H118V35H117ZM174 33V32H173ZM185 33V32H184ZM192 33H194V32H192ZM218 33V34H219ZM1 34V33H0ZM34 34V33H33ZM42 34H44V33H42ZM47 34V33H46ZM124 34V33H123ZM135 34V33H134ZM180 34V33H179ZM190 34V33H189ZM197 34V33H196ZM216 35H217V33H215ZM3 35V34H2ZM6 35V34H5ZM41 35V34H40ZM155 35V34H154ZM163 35V34H162ZM184 35V34H183ZM211 35H212V33H211ZM33 36V35H32ZM36 36V35H35ZM39 36V35H38ZM89 36H90V34H89ZM131 36V35H130ZM135 36V35H134ZM156 36V35H155ZM201 36V37H200ZM215 36V35H214ZM12 37V36H11ZM92 37V39H95V38H93V36H91ZM132 37V36H131ZM139 37V36H138ZM137 37V38H138ZM161 37V36H160ZM178 37V36H177ZM186 37H187V35H186ZM36 38V37H35ZM45 38V37H44ZM47 38V37H46ZM48 38H49V36H48ZM58 38V37H57ZM128 38V37H127ZM144 38V37H143ZM158 38V37H157ZM156 38V39H157ZM180 38H181V36H180ZM195 38V40H197L198 41V38L196 39ZM213 38V37H212ZM215 38H216V36H215ZM2 39V38H1ZM40 39V38H39ZM42 39H43V37H42ZM129 39V38H128ZM202 39H203V41H202ZM10 40V41H9ZM36 40H38V38L36 39ZM47 40V39H46ZM52 40V39H51ZM50 40V41H51ZM125 40H126V38H125ZM135 40V39H134ZM140 40H141V38H140ZM183 40V39H182ZM0 41H2V40H0ZM9 41V42H8ZM42 41V40H41ZM85 41V40H84ZM122 41V42H121ZM128 41V40H127ZM126 41V42H127ZM186 41H187V39H186ZM192 41H193V39H192ZM211 41H213L214 42V44L212 45V43H211ZM39 42V41H38ZM60 42H61V40H60ZM85 42H87V41H85ZM130 42V41H129ZM138 42V41H137ZM175 42V41H174ZM188 42V41H187ZM186 42V43H187ZM4 43V42H3ZM3 43L1 44V45H3ZM48 43V42H47ZM62 43V42H61ZM28 44H27V46H28ZM64 44V43H63ZM84 44V43H83ZM86 44V43H85ZM129 44V43H128ZM190 44H191V41H190ZM218 44V43H217ZM220 44V43H219ZM35 45H36V43H35ZM40 45V44H39ZM139 45V44H138ZM202 45V46H201ZM212 45V46H211ZM263 45H264V43H263ZM262 45V46H263ZM29 46H31L30 44H29ZM29 46H28V48H29ZM38 46V45H37ZM41 46H43L42 44H41ZM45 46V45H44ZM61 46H62V44H61ZM65 46V45H64ZM70 46V45H69ZM69 46H67V49L65 48V51H71V49L69 48L68 49V47ZM83 46H85V45H83ZM83 46H82V48H83ZM63 47V46H62ZM128 47V48H127ZM201 48L202 50L204 49V48ZM211 47H213V48H211ZM218 47V48H219ZM23 48V49H22ZM34 48H35V46H34ZM78 48V47H77ZM116 48V49H115ZM135 48V47H134ZM155 48V47H154ZM63 49V48H62ZM151 49V48H150ZM200 49V51H201V53H202V50ZM259 49H260V51H259ZM27 50V49H26ZM29 50V49H28ZM64 50V49H63ZM74 50V49H73ZM78 50V49H77ZM181 50H184V49H181ZM219 50H220V48H219ZM36 51V50H35ZM56 51V50H55ZM82 51V50H81ZM132 51H133V49H132ZM148 51V50H147ZM199 51V52H200ZM214 51H215V53H214ZM222 51L220 52L221 54H222ZM24 52V51H23ZM30 52V51H29ZM62 53L64 52V51H61ZM60 51H59V54L61 53ZM67 52L65 53L64 52V56H65V54L67 55ZM68 52V53H69ZM151 52H153V51H151ZM177 52V51H176ZM199 52H198V54H199ZM208 52V53H207ZM264 52V51H263ZM262 52V53H263ZM34 53V52H33ZM40 53V52H39ZM38 53V54H39ZM57 53V52H56ZM78 53V52H77ZM84 53V52H83ZM187 52H185V54H186ZM194 53H197V51L196 52H194ZM200 53V54H201ZM19 54V55H18ZM29 54V53H28ZM27 54V55H28ZM43 54V53H42ZM46 54V53H45ZM78 54H80L79 55V57L77 58V59H83V57H84V55L82 56L81 55V53L79 52ZM78 54H77V56H78ZM110 54H111V52H110ZM114 54V53H113ZM185 54H184V56H185ZM188 54V53H187ZM198 54H194V55H198ZM31 55V54H30ZM30 55H28L27 57H28V59L27 58H25V60H26V62H28V60L30 61ZM41 55V54H40ZM58 55V54H57ZM74 55V54H73ZM93 55V56H94ZM115 55H116V53H115ZM206 55V56H207ZM209 55L207 56V57H209ZM32 56V55H31ZM69 56V55H68ZM67 56V57H68ZM137 56V55H136ZM183 56V57H184ZM231 56V57H230ZM22 57V56H21ZM121 57V58H120ZM124 57H126L125 59H123ZM226 57V58H225ZM230 57V58H229ZM58 58H60V56L58 57ZM57 58V59H58ZM70 58V57H69ZM86 57H85V60L87 59ZM92 58V57H91ZM158 58V57H157ZM172 58V59H173ZM190 58H192V59H190ZM33 59V58H32ZM71 59V58H70ZM69 59V60H70ZM89 60H90V58H88ZM111 59V58H110ZM137 59V58H136ZM4 60V59H3ZM2 60V61H3ZM18 60V59H17ZM34 60V59H33ZM38 60V59H37ZM61 60V59H60ZM68 60V61H69ZM84 60V59H83ZM138 60V59H137ZM156 60V59H155ZM171 60V59H170ZM209 60V61H210ZM263 60H264V58H263ZM6 61V60H5ZM8 61V60H7ZM12 61V60H11ZM19 62L21 61L20 59L18 60ZM24 61V60H23ZM45 61H46V58H45ZM63 61V60H62ZM65 61V60H64ZM66 61H67V59H66ZM65 61V62H66ZM93 61V60H92ZM97 61V60H96ZM93 62L92 63V65L91 64H89V66H91L92 67V69H97V67H95L96 65H95V63H97V62ZM105 61V62H106ZM109 61V60H108ZM113 61V60H112ZM111 61V62H112ZM114 61V62H115ZM117 61V62H118ZM139 61V60H138ZM207 62H208V60H206ZM1 62V61H0ZM22 62V61H21ZM35 62V61H34ZM60 62V61H59ZM152 62V61H151ZM2 63V62H1ZM3 63H4V65H6L5 63L6 62H4L3 61ZM11 63H14V62H11ZM30 63V62H29ZM78 63V62H77ZM87 63V62H86ZM99 64H100V62H98ZM106 63H109V62H106ZM126 63L127 62H125V64L124 65H126ZM149 63V62H148ZM208 63H211V62H208ZM220 63V62H219ZM7 64H8V62H7ZM42 64V63H41ZM60 64H61V62H60ZM117 64H119V63H117ZM122 63H120L119 64V66L121 65ZM128 64V63H127ZM29 65V64H28ZM59 65V64H58ZM63 65V64H62ZM61 65V66H62ZM98 65V64H97ZM101 65V64H100ZM102 65H105V63H103ZM115 65V64H114ZM1 66V65H0ZM27 66V65H26ZM37 66V65H36ZM36 66L34 65V64H31L30 65V68H29V70H30V73H31V75H35V74H37V75H35V77L36 76H38V71L37 70H39V69H37L36 68ZM42 66V65H41ZM57 66V65H56ZM64 66V65H63ZM130 65H128V67H129ZM132 66H130L129 68H132ZM205 66V68H203ZM100 67H102V66H100ZM121 67H124L123 66V64H122V66ZM120 67V68H121ZM150 67V66H149ZM260 67H262V69L260 68ZM5 68V67H4ZM9 68V67H8ZM62 68V67H61ZM119 68V69H120ZM125 68V67H124ZM123 68V69H124ZM136 68V67H135ZM235 68H237L239 71H238V73H236V71H233V69L235 70ZM91 69V68H90ZM98 69H99V67H98ZM101 69V68H100ZM117 69V68H116ZM126 69V68H125ZM211 68H209V70H210ZM25 70V69H24ZM113 70V69H112ZM118 70V69H117ZM247 70L249 71L248 73H247ZM250 70H252V69H250ZM259 70V71H260ZM3 71V70H2ZM6 71H8V70H6ZM26 71V70H25ZM121 71V70H120ZM126 71V70H125ZM128 71H130L129 69H128ZM128 71H127V73H128ZM132 71H134V70H132ZM131 71V72H132ZM206 71V72H205ZM255 71V70H254ZM254 71H251V72H254ZM260 71V72H261ZM24 72V71H23ZM29 72V71H28ZM141 72V71H140ZM209 72V71H208ZM250 72V73H251ZM260 72H259V74H260ZM5 73V72H4ZM8 72H6V74H7ZM26 73V72H25ZM25 73H24V75H25ZM19 74V73H18ZM23 73H21V75H22ZM112 74V73H111ZM131 74V73H130ZM130 74H128V75H130ZM138 74V73H137ZM109 75H110V73H109ZM119 75V74H118ZM133 75V74H132ZM132 75H131V78H132ZM0 76H2L1 75V73H0ZM5 76V75H4ZM10 76V75H9ZM28 76V75H27ZM30 76V75H29ZM48 76V75H47ZM77 76V75H76ZM3 77V76H2ZM14 77V76H13ZM15 77H17V76H15ZM22 77V76H21ZM23 77H25L26 78V76H23ZM32 77V76H31ZM41 77V76H40ZM110 77V76H109ZM126 77H127V75H126ZM248 77V78H247ZM19 78V77H18ZM17 78V80H18V85L20 86H17L19 89H18V91L20 90V91H22V93L24 94V96H21L22 95V93L21 92H19V93H21V95H19L18 93V95L21 97V101H22V103L20 104L19 102V105H17L18 106V111H19V113L21 114V115H24L26 118H24V119H28L30 122H34L35 121V118H36V116L38 115L37 114V109L35 110L34 108H33V105L35 104V102H37V101H35L34 102V97H32L33 99H32V102H34V104L33 103H31V101H30V98L31 97H29V96H27V94H28V89H27V87H29L30 85H29V83H28V85L29 86H27L26 87V85H25V82H19V79ZM39 78V77H38ZM37 78V79H38ZM88 78H89V76H88ZM107 78V77H106ZM118 78H119V76H118ZM130 78V77H129ZM23 78H21V80H22ZM32 79V78H31ZM49 79V78H48ZM62 79V78H61ZM149 79V78H148ZM219 80L218 82H220V84L219 83H217L216 82V80ZM259 79V78H258ZM264 79V78H263ZM2 80H3V78H2ZM1 80V81H2ZM5 80V79H4ZM12 80V79H11ZM15 80V79H14ZM27 80V79H26ZM30 80V79H29ZM128 80V79H127ZM0 81V82H1ZM5 81H7L8 82V80H5ZM5 81H3V82H5ZM16 81V80H15ZM36 81V80H35ZM159 81H162V80H159ZM259 81V80H258ZM262 81V80H261ZM10 82V81H9ZM28 82V81H27ZM34 82V81H33ZM32 82V83H33ZM87 82V81H86ZM91 82V81H90ZM165 82V80L163 81V83ZM216 82V83H215ZM11 83V82H10ZM36 84H37V82H35ZM39 83V82H38ZM49 83V82H48ZM54 83V82H53ZM95 83V82H94ZM120 83L122 84V87H121V85H120ZM145 83V82H144ZM160 83V82H159ZM261 83H264V82H261ZM2 84V83H1ZM7 84H9V83H7ZM13 84V83H12ZM11 84V85H12ZM14 84H16L17 85V83L15 82ZM106 84V83H105ZM124 84H125V82H124ZM152 84V83H151ZM168 84V83H167ZM217 84V85H216ZM3 85V84H2ZM6 85V84H5ZM34 85V84H33ZM38 85V84H37ZM165 85V84H164ZM263 85V84H262ZM4 86V85H3ZM88 86V85H87ZM133 86H135L134 84H133ZM0 87H2V86H0ZM8 87V86H7ZM11 87V86H10ZM10 87H9V89H10ZM16 86H15V88H17ZM31 87V86H30ZM37 87V86H36ZM35 87V88H36ZM105 87V86H104ZM144 87V86H143ZM151 87V86H150ZM150 87H149V90H150ZM223 87H226V94L228 95V93H229V95H230V92H228L229 90L228 89H231V90H233L232 92L235 94V96L234 97H236V98H233V101H230V102H225L224 100H221V97H217L216 99V102H217V106H216V108H214V106H212V109H209L210 108V106H208L205 102H203V103H205L209 108H206V110L203 108V107H205V105L204 104H202V103H200L201 102V100L203 99L204 100V98H202V96H200V98L198 97V95L199 94H201L200 92H202V94L204 93L205 95L207 94V93H209V98L211 99V96H210V94H211V92L212 91H214V90H211V89H216L215 91H217L218 89H221V88H223ZM134 88V87H133ZM256 88V87H255ZM1 89V88H0ZM4 89V88H3ZM6 89V88H5ZM8 89V88H7ZM12 89H14V87L13 88H11V90ZM88 89V88H87ZM91 89V88H90ZM89 89V90H90ZM94 89V88H93ZM257 89V88H256ZM17 90V89H16ZM27 90V91H26ZM47 90V89H46ZM77 90V89H76ZM95 90V89H94ZM163 90H165V89H163ZM162 90V91H163ZM253 90H254V88H253ZM253 90H252V94L254 93V92H256V91H254L253 92ZM259 90V89H258ZM264 90V89H263ZM13 91V90H12ZM12 91H11V93H12ZM35 91V90H34ZM143 91V90H142ZM146 91H147V88H146ZM153 91H154V89H153ZM153 91H151V92H153ZM204 91V92H203ZM206 91V92H205ZM14 92H15V94H16V91H15V89H14ZM26 92H27V94H26ZM134 92V91H133ZM144 92V91H143ZM219 92H220V90H219ZM7 93H10V91H8ZM6 93V94H7ZM10 93V94H11ZM45 93V92H44ZM48 93V92H47ZM197 93V94H196ZM215 93V92H214ZM224 93H225V91H224ZM15 94H14V96H15ZM105 94V93H104ZM130 94V93H129ZM138 94V93H137ZM143 94V93H142ZM146 94V93H145ZM197 96H196V95ZM216 94V93H215ZM232 94V93H231ZM256 94V93H255ZM259 94V93H258ZM262 94V93H261ZM12 96H13V94H11ZM29 95V94H28ZM33 95V94H32ZM48 95V94H47ZM131 95H132V93H131ZM162 95V94H161ZM160 95V96H161ZM208 95V94H207ZM207 95L205 96L206 98H207ZM214 95V94H213ZM5 96H7V95H5ZM11 97V98H8L7 99V104L9 105L10 103H11V101H12V98H13V103H14V98L15 97ZM54 96V95H53ZM52 96V97H53ZM141 96V95H140ZM230 96H232V95H230ZM72 97V96H71ZM103 97H104V95H103ZM196 97H198L199 98V101L200 102H198L197 101V99H196ZM204 97V96H203ZM226 97V96H225ZM19 98V97H18ZM40 98V97H39ZM55 98V97H54ZM53 98V99H54ZM68 98V101L70 100V101H72V102H75V103H77L78 101H76V100H71V99H69V97H67ZM67 98H64V100L62 101V99L60 100L59 98H57L56 97V102H55V100H54V103H56L57 105L59 104L60 106L59 107H63V106H66L67 107V105H71V103L69 104L68 103V101H67ZM140 98V97H139ZM143 99H141L142 101H143V104H146L145 103V97H144V94H143V97H142ZM206 99V101L207 102H209V100L210 99ZM258 98V97H257ZM5 99V98H4ZM92 99V98H91ZM152 99V98H151ZM228 99V98H227ZM231 99V98H230ZM260 99H262V97H260ZM67 101V104H66V101ZM79 100V99H78ZM140 100V99H139ZM140 100V101H141ZM154 100V99H153ZM158 100V99H157ZM213 100V99H212ZM212 100H210L211 102H212ZM221 100V101H220ZM232 100V99H231ZM16 101H18V99L16 100ZM20 101V100H19ZM39 101V100H38ZM41 101V100H40ZM161 101V100H160ZM159 101V102H160ZM198 103H197V102ZM215 101V100H214ZM213 101V102H214ZM258 101V100H257ZM256 101V102H257ZM264 101V100H263ZM5 102V101H4ZM255 102V103H256ZM51 103V102H50ZM215 103V102H214ZM214 103H212V104H214ZM260 104H261V101L259 102ZM5 104V103H4ZM6 104V105H7ZM17 104V103H16ZM16 104L14 105V106H16ZM66 104V105H65ZM78 104H80V103H78ZM78 104H75V105H78ZM211 104V105H212ZM2 105V104H1ZM0 105V108L2 107ZM11 105V107H12V104H10ZM10 105L8 106V107H10ZM74 107H75V105H74V103L72 104ZM71 105V106H72ZM140 105V104H139ZM142 105V104H141ZM147 105V104H146ZM202 105H204V106H202ZM257 105V104H256ZM31 106H32V109H31ZM69 107V108H67V109H65V110H63V112H66L67 110H68V112H67V114H66V121H67V123H68V125L69 126H71V127H73V126H77V128L78 127H80V123H82V121H85L86 119L84 118V116H86L88 113H90V112H87V114L86 115H82V114H84V113H80L79 111H82L83 112V108H77L76 109V107H75V109L74 108H72V107ZM136 106V105H135ZM259 106V105H258ZM4 107V106H3ZM8 107H4V108H8ZM65 107V108H66ZM150 107L151 106H147L146 108H144L145 110L147 109V111H148V113L146 112V114H149V115H151V113H149V109H150ZM262 107V106H261ZM261 107H259V109L261 108ZM13 109H16L15 107H12ZM64 108V107H63ZM62 108V109H63ZM134 108V109H133ZM141 108V107H140ZM152 108V107H151ZM214 108V109H213ZM263 108V107H262ZM12 109V110H13ZM8 110V109H7ZM11 110V109H10ZM42 110H43V113H44V115H45V117H44V122H47V123H50V124H56L58 121H59V112H57V111H55V109H54V107L53 106H51V105H49V104H47V105H44L43 106V108H42ZM79 110V111H78ZM128 110V109H127ZM152 110V109H151ZM4 111V110H3ZM139 111V110H138ZM153 111V110H152ZM152 111H150V112H152ZM14 112H16V111H14ZM14 112H13V114H14ZM40 112V111H39ZM136 112H137V110H136ZM141 112V111H140ZM139 112V113H140ZM221 112H225L224 114H222ZM7 114H8V112H6ZM6 113L4 114V115H6ZM153 113V112H152ZM1 114H3V113H0V115ZM10 114H12V113H10ZM19 114V116H21ZM65 114V113H64ZM92 114V113H91ZM138 114V113H137ZM209 114V115H208ZM17 115V114H16ZM140 115V114H139ZM149 115H148V117H149ZM162 115H163V117H162ZM7 116V115H6ZM6 116L4 117V118H6ZM12 116L13 115H11V116H8V117H10L12 120H14L13 118H12ZM43 116V115H42ZM88 117H89V115H87ZM138 116V115H137ZM157 116V117H156ZM3 117V115L1 116V118ZM7 117V119L6 120H8L9 118ZM17 117V116H16ZM23 117V116H22ZM146 116H144V118H145ZM259 117H261L260 119V121H259ZM17 118H19V117H17ZM21 118V117H20ZM91 118V117H90ZM137 118V117H136ZM143 118V119H144ZM3 119V118H2ZM83 119H85V120H83ZM126 119V118H125ZM143 119H141L140 120V122L143 120ZM148 119V118H147ZM11 120V121H12ZM16 120V119H15ZM21 120V119H20ZM41 121H42V119H40ZM152 120H154V118L152 119ZM157 120H159V122H157L156 123V121ZM163 120V121H162ZM222 120H225V122H227L229 125H230V127L232 126L233 128H234V134H236L234 137H237L239 140H244V141H247L249 144H250V148H249V150L247 151L246 150V147L247 146H245V148H244V150L243 149H236V148H233L232 146H231V144H233V142L230 144V143H227L226 141H224L226 138H225V136H223L222 137V139H224V140H221V143H219V145H217L216 147L214 146H211L212 144H214V143H211V145L209 146L208 145V143H209V141H208V143L207 142H203V140H202V138H201V140H200V138L197 136L198 134H200V133H202V132H204V131H206L205 133H207L208 132V134L210 135H214V131H216V133H219V134H221V133H225L227 130V127H229V125L226 127V128H223V124H224V121H222ZM18 120H16L15 122H17ZM23 121V120H22ZM88 121V120H87ZM90 121V120H89ZM144 121V120H143ZM8 122H9V120H8ZM43 122V121H42ZM42 122H40V124L42 123ZM19 123H21L20 121H19ZM46 123V124H47ZM223 123V124H222ZM10 124H12V123H10ZM17 125H18V122L16 123ZM40 124L38 125V127H40ZM45 124V125H46ZM16 125V126H17ZM42 125H44V123H42ZM41 125V126H42ZM73 125V126H72ZM14 126V124L12 125V127ZM20 125H18V127H19ZM117 126V125H116ZM153 126V125H152ZM226 126V125H225ZM74 127V128H75ZM149 127V126H148ZM13 128H15V126L13 127ZM41 128V127H40ZM40 128H38V129H40ZM113 128H115V127H113ZM153 128V127H152ZM232 128V129H233ZM17 129V128H16ZM225 129V130H224ZM229 129V128H228ZM261 129V128H260ZM21 130V129H20ZM48 130V129H47ZM13 131H15V130H13ZM33 131V130H32ZM31 131V132H32ZM24 132V131H23ZM173 132V133H172ZM228 132V131H227ZM256 132H257V134H259V135H257L256 134ZM103 133V134H102ZM42 134V133H41ZM112 134V133H111ZM204 134V133H203ZM202 134V135H203ZM228 134V133H227ZM227 134L225 133V135L227 136ZM173 136V135H176V136H178V141H177V143H176V147L175 148H173L174 150H172L171 151V148L170 147H168V144L170 143V145L172 144L171 143V141H169L170 140V138H169V140L167 139V137H170V136ZM201 135V136H202ZM222 135V134H221ZM224 135V134H223ZM233 135V134H232ZM255 135V136H254ZM256 135L257 136H259L258 138L256 137ZM13 136V135H12ZM200 136V137H201ZM254 136V137H253ZM50 137V136H49ZM138 137V138H137ZM204 137V136H203ZM212 137V136H211ZM233 137V136H232ZM251 137H252V139H251ZM256 137V138H255ZM147 138H148V141H147ZM228 138V137H227ZM253 138H255V140L253 139ZM229 139V138H228ZM232 139V138H231ZM230 139V140H231ZM236 139V138H235ZM263 139V141H264V138H262ZM261 139V140H262ZM50 140V139H49ZM167 140L169 141V143L167 142ZM230 140H227L228 142L230 141ZM233 140V139H232ZM254 140V141H253ZM47 141V140H46ZM173 141H174V139H173ZM172 141V142H173ZM219 141V140H218ZM218 141H217V144H218ZM236 141V140H235ZM259 141V140H258ZM48 142V141H47ZM47 142H45L44 143V145H43V150H42V153L38 156V158L36 159V156H34V152H32V151H25V152H23L22 151V153H21V155H20V157H22L21 158V160H19L18 161V163L15 165V166H17V167H20V166H25L26 164H28V165H34L35 166V168H36V170H42L44 167H52V164H50V163H47V161H46V159H45V156H46V150L48 149V144H47ZM150 142H152L153 144H156V146L155 145H153V146H155V151H154V156L156 157L157 156V158H158V162L154 165V167L153 166H149V168L145 165V163H142V165H145V166H142L141 168L139 167V169L135 166V159L137 158L136 157V154L137 153H141L142 155L145 153L144 151H146V149L145 148H147V145H148V143H150ZM51 143V142H50ZM124 143V144H123ZM138 143V142H137ZM174 143V142H173ZM235 144H236V142H234ZM242 143V142H241ZM259 143V144H260ZM234 144V145H235ZM238 144V143H237ZM244 144H245V142H244ZM259 144H257V145H259ZM5 145V144H4ZM215 145H216V143H215ZM239 145H241L240 143H239ZM238 145V146H239ZM243 145V144H242ZM248 145V144H247ZM7 146V145H6ZM133 146H136V145H133ZM255 147H257L256 145H254ZM254 146L252 147L253 148V150L255 151V149H254ZM5 147V146H4ZM2 147V146H0V170H10V169H8L7 168V166H11L10 164H8L7 162H9L10 160H12V155H10L12 152H14L13 150H12V152L10 153V151H11V149L10 148H8V146L7 147ZM149 147V146H148ZM10 149V151L8 150V149ZM12 148V147H11ZM27 148V147H26ZM132 148V147H131ZM239 148H242V146L240 147L239 146ZM261 148V149H260ZM133 150L135 149V148H132ZM248 149V148H247ZM56 150H59V148L58 149H56ZM56 150H54V151H56ZM148 150V149H147ZM246 150V151H245ZM258 150V149H257ZM256 150V151H257ZM54 151H53V154H54ZM148 151H150V150H148ZM148 151H146V153H148ZM2 152H4V154L2 155L1 153ZM62 155L63 156H67L68 157V155H66V152H65V150L63 149L62 151ZM71 152V151H70ZM148 154H150V152L148 153ZM146 155V154H145ZM152 155V154H151ZM144 156V155H143ZM148 156V155H147ZM146 156V157H147ZM249 156V157H248ZM69 157H71V156H69ZM35 159V160H33V159ZM52 158H53V160L55 161V163H58V164H63V163H59V162H57L56 160H55V158H54V156H52ZM148 158H150V157H148ZM129 160L130 162L129 163H126V160ZM146 159V158H145ZM147 160V159H146ZM172 160V161H173ZM143 161V160H142ZM148 161H149V159H148ZM163 161V162H162ZM113 163H114V160L112 161ZM169 162V161H168ZM171 162V161H170ZM163 163V164H162ZM166 163V164H165ZM172 163V162H171ZM58 164H54V168L53 169H57V168H62V167H59V165ZM174 164V163H173ZM175 164V166H177ZM170 165V164H169ZM182 166V165H181ZM208 166V165H207ZM213 166V165H212ZM211 166V167H212ZM136 167V168H135ZM152 167V168H151ZM179 167V166H178ZM177 167V169H179ZM102 168V167H101ZM207 168V167H206ZM210 168V167H209ZM262 168V169H261ZM187 169V168H186ZM212 169V168H211ZM168 170V169H167ZM183 171H185L184 169H182ZM207 170V169H206ZM163 171L164 170H162V173H163ZM180 171H181V169H180ZM203 171H204V169H203ZM256 171V170H255ZM258 171V172H259ZM152 172V171H151ZM170 172V171H169ZM172 172V171H171ZM170 172V173H171ZM186 172V171H185ZM231 172V173H230ZM130 173V172H129ZM160 173H161V171H160ZM162 173H161V175H162ZM179 173V172H178ZM184 173V172H183ZM183 173H182V175H183ZM203 173V172H202ZM260 174V176H259V178H260V183L262 184V185H264V171H262V172H259ZM3 172L1 171V175L0 176H3ZM153 174V173H152ZM158 175H159V173H157ZM172 174V173H171ZM170 174V175H171ZM148 175V174H147ZM146 175V176H147ZM151 175V174H150ZM155 175V174H154ZM165 175V174H164ZM174 175V174H173ZM185 175V174H184ZM149 176V175H148ZM177 176H179V174L177 175ZM231 176H233V178H234V175H231ZM238 176V175H237ZM11 177V176H10ZM102 177V178H101ZM140 178H141V176H139ZM150 177V176H149ZM157 177V176H156ZM173 177V176H172ZM180 177V176H179ZM186 177H188V176H186ZM15 179H16V176L14 177ZM144 178V177H143ZM147 178V177H146ZM151 178V177H150ZM153 178V177H152ZM237 178V177H236ZM183 179H185V178H183ZM182 179V180H183ZM190 179V178H189ZM193 179V178H192ZM17 180V179H16ZM141 181H142V178L140 179ZM146 180V179H145ZM152 180V179H151ZM156 180H159V178L158 179H156ZM168 180H169V178H168ZM167 180V181H168ZM181 180V181H182ZM188 179H185V181L186 182H188L187 181ZM214 180V181H215ZM236 180V179H235ZM148 181V180H147ZM169 181H171V180H169ZM179 181V179L177 180V182ZM184 181V180H183ZM213 181V180H212ZM251 181V182H250ZM145 182V181H144ZM157 182V181H156ZM172 182V181H171ZM211 182V181H210ZM235 182V181H234ZM0 183H3L4 185H6V192H10L11 191V189L12 188H14L10 183H4V182H0ZM181 183V182H180ZM179 183V184H180ZM192 183V182H191ZM217 183V184H218ZM38 183H37V181L36 180H32L30 183H29V185H25L24 187H25V189L23 188V190H21V191H23V192H25V193H29V194H35L34 192L36 191V190H38V185H37ZM105 184V183H104ZM208 184V183H207ZM211 184V183H210ZM209 184V185H210ZM219 184L217 185V190H215V191H218V186H219ZM222 184V183H221ZM229 184V183H228ZM253 184V183H252ZM261 184H260V186H261ZM49 185V184H48ZM47 185V186H48ZM188 185V184H187ZM203 185V184H202ZM216 185V184H215ZM214 185V186H215ZM231 185H233L234 186V184H232L231 183ZM237 185V184H236ZM160 186V185H159ZM165 186V185H164ZM224 186V185H223ZM229 186V189H231L230 188V185H228ZM232 186V187H233ZM151 187H153V186H151ZM212 187V186H211ZM216 187V186H215ZM215 187H214V189H215ZM235 187V186H234ZM259 187V186H258ZM162 188H163V186H162ZM190 188V187H189ZM213 188V187H212ZM220 188V187H219ZM223 188V187H222ZM221 188V189H222ZM224 188H226V187H224ZM15 189V188H14ZM213 189V190H214ZM227 189H228V187H227ZM4 190V189H3ZM10 190V191H9ZM49 190H50V188H49ZM162 190V189H161ZM164 190H167L166 188H164ZM186 190V189H185ZM204 190V189H203ZM213 190H211V191H213ZM225 190V189H224ZM224 190H223V192H222V190L220 191V193H217L219 196H223V197H225L226 199H227V201H228V199L230 198L231 199V197L233 196V197H235L236 195H230V197L228 198L227 197V195L229 196V194H227V192L225 191L224 192ZM59 191V190H58ZM100 191L101 192H103L104 191V189L103 188H100ZM208 191V190H207ZM236 191V190H235ZM234 191V192H235ZM2 192H5V191H2ZM16 192V191H15ZM166 192V191H165ZM164 192V193H165ZM192 191H191V189H190V193H191ZM232 192H233V190H232ZM232 192H230V193H232ZM17 193V192H16ZM84 193H86V194H84ZM161 193V192H160ZM166 193H168V192H166ZM237 193V192H236ZM10 194V193H9ZM8 194V195H9ZM216 194V193H215ZM216 194V195H217ZM244 194V193H243ZM143 195V199H144V209H143V214H148V210L149 209H151L152 211L151 212H149V214H151V213H155V215H157V213H159V216H161L160 218L158 217V219H156V223L155 224H157L158 225V229H159V231H158V233H154L150 228L148 229L147 227H144V226H142V225H140L139 227H141L140 229H137L136 228V226L134 227V226H130V225H126V224H124L122 221H121V216H118V218L117 219H109V218H102V219H100V218H95L94 216L93 217H91L90 215H89V217L87 218V216L88 215H86V213L84 214L83 212H80L79 214H82V215H85V216H82L83 218L84 217H86V219H83V220H81V223L83 224V225H80L81 226V228H83V229H81V230H84V229H86L85 231L88 233H90V235L92 236V240H93V242L95 243V244H97L96 246H97V249H96V246H93V247H95V249L93 248V250L91 249L92 247V245H95V244H92L91 243V245H88V247H87V249L85 250V248H83L85 251H84V254L82 253V256H81V254L80 253H78L77 254V252L75 251V250H73V252H75L76 254H77V256H78V261H74V260H72L71 258H70V254H69V256H68V258L71 260V263L72 264H80L81 263V261H82V257L83 258H85L84 260H86L87 262H88V264H99L100 263V261L97 263V261L98 260H96L97 259V255L96 254H98V255H101L100 253H99V251H100V249H99V251H98V248L102 245V244H106V245H104V246H106V247H103V248H105L103 251H102V254H103V257H101V259L102 260H104V262L106 263V264H109V263H112V264H197V263H194V261H192V259H191V257L189 258L188 256H187V252L188 251H184V249H187V244H183V243H181V241H179L178 239H179V237H175V236H173L172 234H169V233H166L165 232V226H166V224L168 225V222H171V220L173 219L174 220V217L176 216L174 213L175 212H173V207L169 204V203H166V204H163L162 202H160V201H158V202H156V203H152V202H150V200H148V198L146 197L147 196V194H142ZM212 194H210V196H211ZM255 195V194H254ZM212 196H215L214 195V193H213V195ZM238 196H240V195H238ZM8 197V196H7ZM170 197V196H169ZM168 197V198H169ZM201 197V196H200ZM206 197V196H205ZM36 198H38L37 196H36ZM207 198V197H206ZM252 198V197H251ZM189 202H192V199H193V193H192V195H189ZM223 199V198H222ZM226 199H225V201H226ZM229 199V200H230ZM237 199V198H236ZM240 199V198H239ZM186 200V199H185ZM205 200V199H204ZM218 200V199H217ZM248 200V199H247ZM255 200V199H254ZM258 200V199H257ZM166 201H167V199H166ZM207 201V200H206ZM209 201V200H208ZM236 201V200H235ZM242 201V200H241ZM241 201H240V203H241ZM261 201H262V199H261ZM199 202V201H198ZM210 202V201H209ZM238 202V201H237ZM243 202V201H242ZM250 202L252 203V205L254 204L255 205V203H253V200L251 199L250 200ZM249 202V203H250ZM258 202V201H257ZM262 202H264V200L262 201ZM174 203V202H173ZM228 203H229V201H228ZM244 203H247L246 201H244ZM251 203H250V205H251ZM209 204V203H208ZM212 204V203H211ZM258 204V203H257ZM261 204V203H260ZM264 204V203H263ZM83 205L81 206L82 207V209H83ZM230 205V204H229ZM243 205V204H242ZM248 205V204H247ZM246 205V208H245V210L247 209L248 210V206ZM175 206V205H174ZM262 206V205H261ZM260 206V207H261ZM243 207H245V204L243 205ZM252 207V206H251ZM254 207H256V206H253V208ZM205 210L206 209H208V208H210L207 204L205 205ZM221 208V207H220ZM238 208V207H237ZM253 208H251L250 210H252ZM219 209V208H218ZM256 209V208H255ZM258 209V208H257ZM256 209V210H257ZM261 209V208H260ZM263 209V210H262ZM261 209V211H260V214L262 213V211H263V213H264V208H262ZM190 210V209H189ZM210 210H211V208H210ZM216 210V209H215ZM225 210V209H224ZM245 210H243V211H245ZM218 211H220V210H218ZM253 211H255V210H253ZM253 211H249V213L251 212H253ZM213 212V211H212ZM211 211L210 212H204V214L203 215H201V214H199L198 216H197V218H195L196 219V233L197 234H199L200 236H198L196 239H199V238H201V237H203V239H204V241H205V243L204 244H202V245H200V246H195L194 245V237H192V240H191V243H192V247L195 249H200V251H203L204 253L203 254H205V252L207 253V250L206 249H208L211 245H210V240L208 241L207 240V238L209 237L208 235H207V233H204V228L205 227H207V226H209V228L211 229V227H212V229H214L215 231H212V234L210 235V236H214V237H217V239H218V237L221 239V240H223L222 238H224V236H226V235H229V234H232V233H235L236 232V230H234V228L236 229V225H232V226H230V230H228V232H227V230L225 231V229L224 228H221V223L223 222L221 219L219 220V219H217L216 218V216L214 215V213L215 212H213L212 213ZM246 212H248V211H246ZM220 213V212H219ZM248 213V214H249ZM255 213V212H254ZM262 213V214H263ZM34 214V213H33ZM217 214V213H216ZM245 214V213H244ZM247 214V213H246ZM247 214V215H248ZM262 214H261V216H262ZM34 215H36V213L34 214ZM220 215V214H219ZM251 215V214H250ZM254 216H256V215H258L257 213L256 214H253ZM252 215V216H253ZM264 215V214H263ZM141 216V215H140ZM150 216V215H149ZM196 216V215H195ZM246 216V215H245ZM260 216V217H261ZM137 217V216H136ZM147 217V216H146ZM229 217V216H228ZM246 217H248V216H246ZM250 217V216H249ZM263 217V216H262ZM132 218V217H131ZM140 218H143L142 216L140 217ZM145 218V217H144ZM224 218V217H223ZM222 218V219H223ZM253 218V217H252ZM258 218V217H257ZM232 218H230V220H231ZM86 220V221H85ZM133 220V219H132ZM137 220V219H136ZM176 220V219H175ZM193 220V219H192ZM259 220V219H258ZM260 220H261V218H260ZM262 220H263V218H262ZM261 220V221H262ZM134 221V220H133ZM138 221V220H137ZM254 221H256V220H254ZM86 222V223H85ZM135 222V221H134ZM12 225H13V228H16V226L18 225L17 224V222L15 221V220H12ZM172 223V222H171ZM176 223V222H175ZM135 223H133V225H134ZM178 225H180V224H178ZM101 226H103V227H101ZM105 226V227H104ZM169 226V225H168ZM194 226V225H193ZM211 226V227H210ZM138 227V226H137ZM171 227V226H170ZM195 227V226H194ZM259 227V226H258ZM12 228V229H13ZM103 228V229H102ZM227 228V229H228ZM264 229V220H263V222H262V225H261V227L260 228H258V229ZM22 229H24V230H29V226H27V225H24L23 226V228ZM155 229V228H154ZM206 229H208V228H206ZM205 229V230H206ZM238 229V228H237ZM16 230V229H15ZM80 230V231H81ZM210 231V230H209ZM220 231V232H219ZM85 232V234H87ZM169 232H171V231H169ZM174 232V231H173ZM183 232V231H182ZM206 232V231H205ZM84 233V232H83ZM82 233V234H83ZM196 233L194 232V235L195 236H197L196 235ZM214 233V234H213ZM82 234H80V235H82ZM209 234V233H208ZM226 234V235H225ZM243 234V233H242ZM78 236V235H77ZM77 236H76V240H78V238H77ZM86 236V235H85ZM90 236V237H91ZM208 236V237H207ZM229 236H231V235H229ZM251 237V236H250ZM83 238V237H82ZM178 238V239H177ZM212 238V237H211ZM236 238V237H235ZM134 239H141L142 241H139V242H137V243H135L134 242ZM209 239H210V237H209ZM236 239H238V238H236ZM89 240H91V239H89ZM181 240V239H180ZM185 241V240H184ZM186 241H188L189 242V244H191L190 243V241L189 240H187L186 239ZM76 242V241H75ZM212 242H213V239H212ZM233 242V241H232ZM255 242H256V239H255ZM254 242V243H255ZM260 241H258V244H260L259 243ZM187 243V242H186ZM229 243H231V242H229ZM257 243V242H256ZM246 244V243H245ZM100 245V246H99ZM187 245V246H186ZM194 245V246H193ZM225 245V244H224ZM236 245V244H235ZM257 245V244H256ZM91 248H90V247ZM99 246V247H98ZM103 246V245H102ZM230 246V245H229ZM234 246V245H233ZM257 246H259V245H257ZM86 247V246H85ZM191 247V246H190ZM189 247V248H190ZM217 247V246H216ZM238 247V246H237ZM252 247V246H251ZM256 247V246H255ZM223 248V247H222ZM232 248V247H231ZM260 250H261V252H260V250H259V252L261 253L260 254V257H258V259H257V264H264V244L263 243H261L260 244ZM23 249V248H22ZM247 249V248H246ZM250 249V248H249ZM258 249V248H257ZM14 250V249H13ZM97 250V253L95 254L94 252ZM101 250H102V248H101ZM188 250V249H187ZM226 250V249H225ZM236 250V249H235ZM251 250V249H250ZM252 251V250H251ZM61 252V251H60ZM253 252V251H252ZM252 254H254V253H252ZM251 254V255H252ZM256 255V254H255ZM259 255V254H258ZM18 256V255H17ZM102 256V255H101ZM191 256V255H190ZM200 257V256H199ZM237 257V256H236ZM240 257V256H239ZM206 258V257H205ZM201 259V258H200ZM210 259V258H209ZM217 260H219V258H217ZM96 261V262H95ZM201 261H203V263L204 264H206V261L207 260H205V259H203V257H202V259H201ZM201 261L199 262L200 264H203V263H201ZM209 261V260H208ZM207 261V263H209ZM221 261H224V260H221ZM43 262V261H42ZM41 262V259H36V264H44V263H46V262H44V263H42ZM62 262V261H61ZM85 262V261H84ZM86 262V263H87ZM102 262L103 261H101V263L100 264H102ZM103 262V263H104ZM219 262V261H218ZM66 263V262H65ZM104 263V264H105ZM220 263H222V262H220ZM225 263H226V260H225ZM228 263V262H227ZM231 263V262H230ZM82 264V263H81ZM212 264V263H211Z\"/></svg>", "mask_w": 264, "mask_h": 264}, {"label": "built area", "instance_id": "3", "mask_svg": "<svg viewBox=\"0 0 264 264\" xmlns=\"http://www.w3.org/2000/svg\"><path fill=\"white\" fill-rule=\"evenodd\" d=\"M91 53L93 56V51ZM63 149L54 151L53 156L59 163H68L62 155L61 151ZM103 189V192L100 191V188L96 190L94 201H92L96 208V215L99 218L117 219L118 216H121V221L127 223L132 213L143 214L144 199L137 183L123 184L111 179L108 180ZM151 214L155 215V213ZM122 217L124 220H122ZM70 258L78 261V256L73 251L70 253Z\"/></svg>", "mask_w": 264, "mask_h": 264}]
</instances>
